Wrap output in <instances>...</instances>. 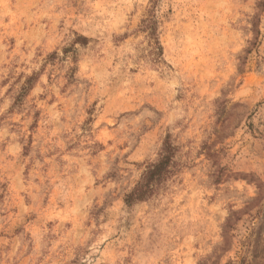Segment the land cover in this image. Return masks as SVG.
<instances>
[{
	"label": "rangeland",
	"instance_id": "obj_1",
	"mask_svg": "<svg viewBox=\"0 0 264 264\" xmlns=\"http://www.w3.org/2000/svg\"><path fill=\"white\" fill-rule=\"evenodd\" d=\"M0 264H264V0H0Z\"/></svg>",
	"mask_w": 264,
	"mask_h": 264
}]
</instances>
